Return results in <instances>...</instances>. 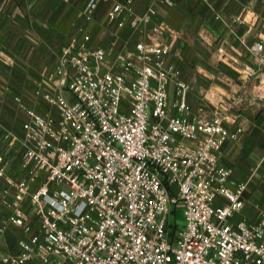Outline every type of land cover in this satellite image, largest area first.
Wrapping results in <instances>:
<instances>
[{
  "label": "built area",
  "instance_id": "obj_1",
  "mask_svg": "<svg viewBox=\"0 0 264 264\" xmlns=\"http://www.w3.org/2000/svg\"><path fill=\"white\" fill-rule=\"evenodd\" d=\"M99 1L82 15L92 20ZM111 1L109 22L152 33L106 71V49L93 47L91 34L61 48L34 90L42 107H25L26 176L10 175L0 155L2 202L22 231L3 264H264V207L257 222L233 221L248 184L219 162L244 127L194 112L152 4L138 12L137 0ZM252 50L264 62V42ZM259 85L264 92V79ZM179 208L181 228L172 222Z\"/></svg>",
  "mask_w": 264,
  "mask_h": 264
},
{
  "label": "crops",
  "instance_id": "obj_2",
  "mask_svg": "<svg viewBox=\"0 0 264 264\" xmlns=\"http://www.w3.org/2000/svg\"><path fill=\"white\" fill-rule=\"evenodd\" d=\"M89 0H0V155L8 173L26 176L22 165V122L25 107L42 105L34 90L54 70L61 48L73 37L91 34L90 44L107 55L101 69L108 70L118 52L134 48L152 30H134L127 23L109 22L113 2L101 0L88 20L82 10ZM156 12L154 25L168 60L188 83V101L206 118L220 115L226 126L244 127L236 140H228L220 153L221 165L232 170L235 182H247L245 206L233 217L257 222L264 207V62L252 50L264 42V0H177L168 6L157 0H137L136 9L149 5ZM175 89L171 84V92ZM173 95V94H172ZM0 183L1 257L16 252L21 228L8 221ZM31 213L29 198L23 201ZM36 227L39 221L33 216Z\"/></svg>",
  "mask_w": 264,
  "mask_h": 264
},
{
  "label": "rangeland",
  "instance_id": "obj_3",
  "mask_svg": "<svg viewBox=\"0 0 264 264\" xmlns=\"http://www.w3.org/2000/svg\"><path fill=\"white\" fill-rule=\"evenodd\" d=\"M183 209L179 208L177 211V215L173 214L172 215V222L173 223H178L179 227H183L184 225V215H183Z\"/></svg>",
  "mask_w": 264,
  "mask_h": 264
}]
</instances>
